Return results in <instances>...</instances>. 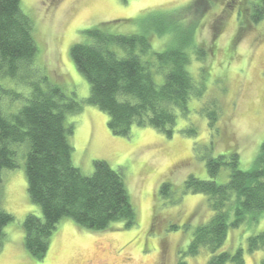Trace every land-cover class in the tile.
<instances>
[{"label": "rangeland", "instance_id": "374dc122", "mask_svg": "<svg viewBox=\"0 0 264 264\" xmlns=\"http://www.w3.org/2000/svg\"><path fill=\"white\" fill-rule=\"evenodd\" d=\"M21 1L34 23L38 62L76 100L90 96V84L77 69L71 48L86 43L90 30L150 33L158 29L166 34L172 30V21H178L193 30L197 43L206 50V57L193 59L189 68L196 77L205 72L208 93L220 101L222 112L214 133L199 102H191L190 114L179 117L171 137L138 126L128 136L115 135L109 116L90 104L67 116V123L74 124L68 137L74 165L85 175L94 173L98 160L120 171L138 218L130 227L115 223L106 231H91L64 218L43 259L32 256L25 245V219L29 214L41 216L42 210L30 198L25 146H19L18 167L2 172L1 205L14 219L4 230L0 264H207V249L197 255L188 250L195 230L211 219L213 211L204 194L185 191V182L191 176L209 179L207 157L233 151L239 153L243 169L253 168L264 142V20L241 30L234 10L238 0ZM235 36L234 50L226 57ZM165 37L153 34L159 51L171 46ZM192 125L196 135L186 132ZM228 177L229 168L223 167L217 180L222 183ZM164 183L170 184L171 197L162 196ZM263 230L264 217L231 228L223 250L243 249L245 264H260L264 252L249 251L248 238Z\"/></svg>", "mask_w": 264, "mask_h": 264}, {"label": "trees", "instance_id": "16d2710c", "mask_svg": "<svg viewBox=\"0 0 264 264\" xmlns=\"http://www.w3.org/2000/svg\"><path fill=\"white\" fill-rule=\"evenodd\" d=\"M238 4L234 10L241 30L264 20V0H238ZM172 22L170 35L158 29L150 33L90 30L86 43L71 48L77 69L90 84V96L76 100L38 62L34 23L22 1L0 0V185L2 172L18 167V148L24 145L29 195L42 210L41 216L29 214L24 222L25 245L35 258L46 257L64 218L91 231H106L115 223L130 227L138 218L120 171L98 160L94 173L85 175L74 165L68 139L74 124L67 123V116L90 104L109 116L115 135L128 136L138 126L171 137L179 117L187 118L191 102L198 101L201 114L216 133L222 105L208 93L205 72L196 77L189 68L193 59L206 57V50L191 28ZM154 33L166 36L170 48L159 51L152 40ZM236 36L226 57L234 50ZM186 132L196 135V126ZM239 156L236 151L209 156L210 178L191 176L185 182V191L204 194L213 211L211 219L195 230L188 250L197 255L207 249V264H245L243 249L223 250L229 231L264 217V142L250 170L241 167ZM223 167L229 168V177L220 183L217 176ZM161 194L172 196L169 183L161 186ZM13 219L2 208L0 197V246ZM248 250L264 252V230L249 236Z\"/></svg>", "mask_w": 264, "mask_h": 264}]
</instances>
